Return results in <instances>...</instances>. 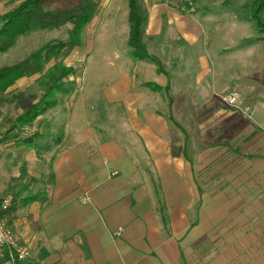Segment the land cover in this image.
Wrapping results in <instances>:
<instances>
[{"label":"crops","instance_id":"crops-1","mask_svg":"<svg viewBox=\"0 0 264 264\" xmlns=\"http://www.w3.org/2000/svg\"><path fill=\"white\" fill-rule=\"evenodd\" d=\"M144 1L149 39L164 36L166 44L178 47L176 52L200 45L208 51L210 42L220 41L209 60L202 55L194 61L198 84L191 93L189 85L179 90L170 75L158 73L153 64L139 66L137 62L145 61H136L134 71L155 70L156 77L135 73L103 90L89 86L96 81L84 85L82 80L83 88L89 86L87 92L74 88L50 95L51 100L47 96L50 108L31 124L21 116L43 99L40 84L45 76L22 78L0 98V198H11L4 219L30 251L22 264H264V202H248L236 214L208 201V196L200 201L199 155L194 160L190 151L192 129L188 134L171 115L178 114L182 120L186 97L207 104L225 95L230 83H241L243 92L238 95L245 101L244 109L223 113L229 132L233 130L230 135L236 136H229L226 145L230 150V141L239 139L238 146L250 143L241 137L248 127L242 121L246 107L254 115L253 125L264 128V48L260 46L264 40L249 32L246 22L223 0L217 10H226L231 24L219 38L214 37L215 31L210 34L201 27L194 17L198 9L183 16L169 10L168 0ZM104 2L116 15L121 0ZM233 31L242 34L232 37ZM168 33L173 38H166ZM232 66L237 68L233 79L225 77ZM73 80L78 87L77 79ZM220 82L223 86L218 89ZM213 84L210 98L206 88L212 89ZM199 102L185 105L195 128L192 114ZM105 104L119 115L117 128L124 137L118 141L100 138L105 128L94 107ZM254 140L259 151L251 159L262 161L258 154L264 141ZM113 171L118 174L111 176ZM257 173L264 177V171ZM85 195L90 202H83Z\"/></svg>","mask_w":264,"mask_h":264},{"label":"rangeland","instance_id":"rangeland-1","mask_svg":"<svg viewBox=\"0 0 264 264\" xmlns=\"http://www.w3.org/2000/svg\"><path fill=\"white\" fill-rule=\"evenodd\" d=\"M24 1L25 0H0V30L4 24L3 16L17 8ZM168 1L172 4V8L169 7V10H173L178 15L181 14L184 16L188 13L191 14L198 9V12L194 17L198 18L197 20L206 32L211 34L212 31H215L214 37L216 36L219 38L223 36V33L227 32V28L231 24V15L226 12V10L223 12L218 11L220 5L219 0H198L199 3H197V0ZM252 1L253 0H232L229 4L231 8L228 9L232 10L240 21L242 20L243 23L246 22L248 31L258 35L259 37L257 39H259L260 37H264V10L261 14V20L263 23L261 26L262 28H257L255 23L250 20V4ZM78 2L79 0H56L47 4L46 8L48 10H62L74 7ZM222 2L224 4V0ZM104 3V0L100 1L99 13L96 18L99 20L96 21L95 19L93 22L91 21L88 28L85 29L82 46L79 49L74 50L69 57L62 61V65L73 69L74 73L69 75L65 82L63 81L65 88L68 91V83L72 82L74 85L73 79H77L78 81H75V85H78V87H74L76 90L83 88L82 80L84 81V85H88L90 79L96 81V83L89 82V86L95 84V89L103 90L112 88L113 83L118 78L123 76L124 79H126V77L130 78L132 74L135 73H138L139 75H148L151 73L152 76H154L153 78L156 77L155 70L154 73L146 70H144L146 72L144 73L140 69L133 70L136 61L128 55V47L126 44L129 33V7L127 0H121L119 5L120 8L116 15L109 11L110 9H107V7L104 6ZM178 4L179 6L176 7ZM186 7L189 10L186 9L188 12H185L184 8ZM181 8L183 12L180 10ZM224 8L225 7H221L220 9ZM62 31L40 30L18 38L16 44L12 48H10L5 54L0 55V68L15 65L48 42L61 39L64 35ZM233 32L236 33L232 34V37L238 35L241 36L242 34L239 31ZM225 35L227 36L228 34ZM158 38V41H155V39H149L148 36L146 37V41H148V53L151 56H157L156 58L161 63V68L159 70H157V67L154 64L153 67L156 68V71L160 74H167L166 76L170 75V80L176 82L179 90L181 85H183V88L184 86L189 85L190 90L188 92L191 93L194 86L198 84H196V76L193 74L195 67L194 61L202 55L206 56L209 60V58L212 57L214 50L219 46L220 41L217 40L210 42L211 45L207 47L208 51L200 45L194 48L184 47L181 52H176L175 50H177L178 47H175L174 44H166L164 36ZM166 38H173V34L168 33ZM170 42H173V40H170ZM161 43L163 44L160 45ZM236 43H240V40H237ZM260 46L264 48V43ZM235 52H238V50ZM176 61L177 64H175ZM57 63L58 62L52 61L49 66L45 68L44 72L53 66H56ZM137 63L139 66L147 64L146 61L145 63ZM231 68L232 70H230L229 73L225 72V77L228 76L229 78L230 76L233 79L236 77L237 68L233 66ZM42 76H45V74H42ZM240 76L241 75L238 74V77ZM45 82V78H42L40 89L44 92L51 88L43 87L42 83ZM137 82L139 83V81ZM256 83L258 84V82ZM204 84L207 83L205 82ZM127 85L128 84L125 82V90L129 89ZM222 86L223 84L220 82L218 83L217 88L219 89V87L221 88ZM88 87L83 88V92H87L89 90ZM211 88L212 89H210V87L206 88V92L210 98L214 94L213 90H215V84H213ZM167 90H170V87ZM53 91L55 92V90ZM60 92L62 91H57L56 94H60ZM230 92H237V94L241 95L243 92L241 83H230L229 87L223 91V94L227 95ZM239 95L238 103L235 107H230L222 101L224 95H218L216 98H211L210 102L207 104H202L203 100H200L199 102L195 97H186L182 99L184 104L183 114L181 116L182 120L180 119V115L171 114V112H169L175 121L182 122V125L187 129L188 134H190L191 131H189V129H192L194 146L190 151L194 154V160L197 154L199 155L197 169L199 175L198 183L200 189V201H203V198L208 196V201L214 200L221 207H228L236 214L237 211H239V208L248 202H264V177H260L257 173L259 171H264V149L260 151L262 155L260 153L258 154V157L263 159L262 161L251 159L252 156L259 151V148L257 149L254 147L257 141H253V138L261 137L264 141V128L258 129V127L253 125L255 122L253 119L254 115L249 107H246V113H243L242 115V121L245 119L248 122V127L242 131L243 134L241 137L248 140L250 143H245L246 141H244V145L242 144L241 146H238L239 139H236L234 142L230 141L229 146L232 148H230V150L226 145V142H229V136H233V134L230 135L233 130H230L229 132L228 121L223 113L224 111L225 113L228 111L240 112L239 109L243 108V103L245 101L241 102L243 99H241ZM1 96L2 94L0 95V98ZM51 96L49 98L50 100ZM43 99L40 101L42 102ZM169 100L171 99H166L168 105H172L171 103L169 104ZM186 101L200 103L198 110L195 111V109H193L194 113L192 114V122L193 124H196V128L189 123V117L192 116L191 114L186 113ZM94 108L95 113L100 114L99 124L105 128L104 132H101L100 138L109 139L112 137L115 141L120 140V138L122 139L124 134L123 131L117 128L120 121L119 115L116 114V111L114 112L115 109L106 104L102 106L98 105ZM28 109H26L25 112L28 111ZM25 112L21 117L25 116ZM35 120L36 119L29 124L33 123ZM235 124H237V122ZM234 129H236V127ZM255 129L257 130V136H254L255 134L253 135V130ZM233 138L235 139L236 136H233ZM233 146L240 150L237 151V154L234 153ZM262 147L264 148V144ZM188 149L190 148L188 147ZM246 156H248L249 160L246 159ZM195 164L193 162V165ZM222 230L223 229L220 228V232H222Z\"/></svg>","mask_w":264,"mask_h":264},{"label":"trees","instance_id":"trees-1","mask_svg":"<svg viewBox=\"0 0 264 264\" xmlns=\"http://www.w3.org/2000/svg\"><path fill=\"white\" fill-rule=\"evenodd\" d=\"M56 0H25L17 8L3 16V27L0 30V55L12 48L18 38L40 30H63V39L53 40L38 50L29 54L25 59L12 66L0 68V95L22 78H30L45 74L47 84L44 99L37 106L28 109L22 118L27 123L43 115L50 104L46 96L57 91H67L63 80L74 74L73 69L62 65V61L83 44V33L90 22L98 15L101 0H79L74 7L62 10H48L47 4ZM128 12V55L135 61H146L154 64L157 70L161 68L160 61L151 56L147 50L146 28L148 10L144 0H127ZM232 0H224L229 5ZM264 10V0H253L250 4L252 20L257 28H262L261 14ZM260 37L258 40H262ZM54 61L56 66L45 68ZM74 85L68 83L69 92ZM55 90V92L53 91ZM55 104V103H54Z\"/></svg>","mask_w":264,"mask_h":264},{"label":"built area","instance_id":"built-area-1","mask_svg":"<svg viewBox=\"0 0 264 264\" xmlns=\"http://www.w3.org/2000/svg\"><path fill=\"white\" fill-rule=\"evenodd\" d=\"M238 94L230 92L222 97V101L230 106L235 107L238 103ZM117 171L111 172V176H116ZM91 198L85 195L83 202L88 203ZM12 205L10 197L0 198V264H22L30 257L29 249L19 240L14 230L7 225L4 215L9 211ZM119 229L116 235H120Z\"/></svg>","mask_w":264,"mask_h":264}]
</instances>
